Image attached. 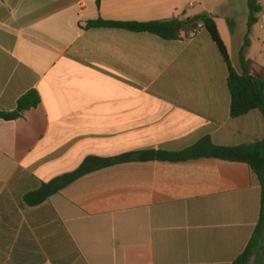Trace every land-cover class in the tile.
<instances>
[{
    "label": "crops",
    "instance_id": "crops-1",
    "mask_svg": "<svg viewBox=\"0 0 264 264\" xmlns=\"http://www.w3.org/2000/svg\"><path fill=\"white\" fill-rule=\"evenodd\" d=\"M257 1L246 52L255 72L264 69ZM204 15L241 75L248 0H0V112H13L29 91L41 98L20 119H0V223L13 222L0 227V264L65 263L75 252L68 238L79 252L71 264H231L245 250L262 190L243 163L130 162L85 174L42 205L61 222L41 231L46 247L29 222L38 208L23 201L90 158L182 152L208 137L223 147L264 139L260 111L232 117L228 66L201 24L193 38L169 41L86 29L96 20Z\"/></svg>",
    "mask_w": 264,
    "mask_h": 264
},
{
    "label": "trees",
    "instance_id": "trees-1",
    "mask_svg": "<svg viewBox=\"0 0 264 264\" xmlns=\"http://www.w3.org/2000/svg\"><path fill=\"white\" fill-rule=\"evenodd\" d=\"M96 3L100 7L101 0H96ZM248 6L250 12L248 34L240 52V62L243 71L241 75L236 72L230 62L228 51L220 38L215 22L206 15L186 21H180L178 19L153 22H108L96 20L87 23L86 29H122L133 33L155 35L169 41L177 40L182 35L185 36V34L192 31L189 28L196 25L193 28V30H196L199 28V24H201L211 34L228 66V87L232 100V117L239 118L253 110L260 111L264 116V69L255 72L251 69V62L246 60V52L251 47L249 36L252 28L258 21L257 16L262 8L257 0H248ZM40 103L41 98L39 94L34 90L29 91L18 100L17 108L13 112H0V119L6 121L18 120L24 112L37 108ZM203 158H213L231 163H243L248 165L257 176L262 190L259 221L245 250L231 264H264V139L252 145L223 147L216 146L208 137L182 152L150 150L123 155L114 159L90 158L76 172L59 177L50 183L43 184L39 189L29 192L24 196V205L28 208H38L36 213H38V216L40 215L37 221L30 220V225L35 231H39L40 242L45 246L48 238L47 240L43 239L45 234H42L41 231H52V226L61 225V222L58 220L54 211L50 210V208H43L42 205L50 197L58 194L80 177L95 170L120 163L152 161L179 163ZM47 210L51 212H46ZM51 213H53L55 218L50 217ZM27 216L29 219L30 215L27 214ZM11 222V219L5 216L0 223V227L8 228L13 225V222ZM68 240L71 244L69 248L70 252L72 253V249L75 252L66 257L67 262L62 264H71L79 256V252L73 246L70 238ZM52 259L54 260V264H60L53 256Z\"/></svg>",
    "mask_w": 264,
    "mask_h": 264
},
{
    "label": "built area",
    "instance_id": "built-area-1",
    "mask_svg": "<svg viewBox=\"0 0 264 264\" xmlns=\"http://www.w3.org/2000/svg\"><path fill=\"white\" fill-rule=\"evenodd\" d=\"M197 33H198V29L190 31L189 33L185 34V36H186L187 38H190V39H191V38H193L194 36H196Z\"/></svg>",
    "mask_w": 264,
    "mask_h": 264
}]
</instances>
